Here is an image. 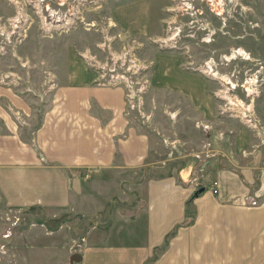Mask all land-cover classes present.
<instances>
[{"label":"crops","instance_id":"1","mask_svg":"<svg viewBox=\"0 0 264 264\" xmlns=\"http://www.w3.org/2000/svg\"><path fill=\"white\" fill-rule=\"evenodd\" d=\"M126 5L118 20L135 31L146 12L137 3ZM80 63L70 59L69 68L54 75L47 111L34 112L27 96L0 81V209L30 211L43 222L77 216L98 218L99 226L111 223L102 235L100 230L86 231L76 251L81 259L70 264H264V143L257 149L256 138L246 128L230 135L213 128L205 132L195 124L213 151L196 167L210 184L218 182V192L213 194L209 184L196 196L189 179L194 166L188 162L148 177L154 134L125 116L121 85L98 83L93 70ZM187 74L172 67L161 85L187 97L200 121L211 126L215 107L208 89L202 78L200 91L188 85ZM12 108L28 116L25 126L15 124ZM181 110L176 108L155 128L171 132L175 122L184 124ZM247 148L248 154L242 155ZM78 169H92V175L77 178ZM128 185L132 192L140 188L143 196L137 206L132 204V212L127 202L121 208L110 205L113 196L126 200ZM250 196L259 200V207H241ZM187 205L192 220L186 217ZM111 214L113 220L106 217ZM174 229L164 250H158Z\"/></svg>","mask_w":264,"mask_h":264},{"label":"rangeland","instance_id":"2","mask_svg":"<svg viewBox=\"0 0 264 264\" xmlns=\"http://www.w3.org/2000/svg\"><path fill=\"white\" fill-rule=\"evenodd\" d=\"M53 1L44 0L42 5H37L39 19L24 0H0V81L14 93L27 96L34 112L42 108L47 111L52 101V79L59 70L69 68L70 59L93 70L96 81L106 82L109 76L101 78L99 68L111 67L112 55L117 57L129 51L136 67L133 72L125 71L132 94H128L126 86L125 90L127 99L133 95L135 105L141 100L142 114L127 109L125 116L148 135L154 134L149 142L148 177L162 176L169 167L174 171L188 162L194 166L189 179L196 185L195 193L198 187L204 190L210 184L203 169L196 167L210 156L204 154L207 150L202 145L207 140L195 124L208 123L200 121L198 111L187 97L161 85L165 73L172 67L188 73L187 84L194 85L198 91L203 79L215 107L214 120L209 122L213 129L232 135L246 128L256 138L257 149L264 143V0H86L78 4L75 28L62 33L46 30L40 21L43 20L42 6L54 5ZM64 2L63 7L67 9L69 0ZM130 2L137 3L146 12L141 27L135 31L131 30L132 26L128 30L118 20ZM193 79H198L200 84ZM122 82L123 79L117 83ZM231 100L233 104L229 103ZM236 101L243 107L234 104ZM245 106L251 110L245 111ZM176 108L182 109L184 127L182 123L177 125V121L171 132L159 126L155 128L156 122L166 123ZM12 109L15 124L25 126L28 116ZM171 135L172 138L168 137ZM243 151L248 154L249 150ZM87 171L78 169L75 177L87 180L92 175L89 173L83 178ZM126 188V200L113 196L110 205L121 208L127 202L132 212V204L137 206L143 196L139 195L140 188L135 187L133 192L130 185ZM259 206V200L250 196L241 207ZM9 210L8 207L0 209V264H70L69 257L81 249L86 231L100 230L102 235L111 224L99 226L102 222L98 218L86 220L77 216L59 223L55 216L43 222L20 208L13 209L19 212L10 218L6 215ZM106 217L113 220L114 216Z\"/></svg>","mask_w":264,"mask_h":264},{"label":"built area","instance_id":"3","mask_svg":"<svg viewBox=\"0 0 264 264\" xmlns=\"http://www.w3.org/2000/svg\"><path fill=\"white\" fill-rule=\"evenodd\" d=\"M42 1H44V0H24V4L33 8L34 13L37 15L36 7L38 4L42 5ZM82 1H83V3H80L76 0V11L78 10V4L86 3V0H82ZM46 4H48V3H46ZM42 8H43L42 12L45 11L48 17L52 18L54 15L53 18H55L56 21L53 23H49V22H46V18L42 14L44 23H48V24H50V26H53L55 28L53 30H56L59 27V25H61V28H63V29H65L69 26L70 21L68 19L69 17H67L66 14L65 15H63V14L62 15H57V14L55 15L54 12L51 13L53 10L49 7V5H45L44 7L42 6ZM9 23L11 24L10 20H9ZM111 26L113 28L114 25H111ZM13 27L17 28L16 25H14ZM6 36L8 37L9 34H6ZM110 40L111 39L108 38V41H110ZM109 49L110 48H108V50ZM128 52L129 51H123L117 57H113V55H112L110 58V60L113 62L112 66L110 67V66L106 65V66H101L99 68V71L101 72L100 77L104 78L105 76H109V80L106 82H104V81H101V82L97 81V82L100 84H110V85H118V86L121 85L122 88L124 89V93H125L124 94L125 103L126 102L128 103V105L126 104V109H128L129 112L130 111H137L136 113L139 114L140 113V111H139L140 107L142 106L141 100L139 99L135 105L134 103H132L133 95L131 97H128L129 99H127V94H126V90H125V86H126V87H128L127 89H129L128 94L129 95L132 94V88H130V86H129V85H131V82H129L127 80V78H125L126 77L125 71L133 72V69L136 67L135 58L132 55H129ZM125 65H126V67H125ZM105 67L107 68L106 70L104 69ZM122 79H123L122 84L117 83V82L121 81ZM141 114L142 113H140V115ZM197 126L200 127L201 129H203L205 132L210 131L212 128L209 124H197ZM210 143H211L210 141H207V142L203 143V145H202L203 149L207 150V152L204 153V154H206V156H212V153H213ZM246 154L247 153H245V151L242 152V155L245 156ZM76 173H77V170L74 171V176L76 175ZM89 173H91V170H88L86 173H84L85 176L83 178H87ZM218 186L219 185H218L217 181L211 182V188L210 189L212 190L213 194H216L218 192V190H217ZM16 212H19V211L10 209L6 215H8L11 218V214H15ZM10 218L8 220H10Z\"/></svg>","mask_w":264,"mask_h":264},{"label":"flooded vegetation","instance_id":"4","mask_svg":"<svg viewBox=\"0 0 264 264\" xmlns=\"http://www.w3.org/2000/svg\"><path fill=\"white\" fill-rule=\"evenodd\" d=\"M65 0H55L53 1V4L54 5H51V3H48V4H45V5H49V7L53 10L54 14L56 15H65L67 17H69V21H70V24L67 28L63 29L61 28V25H59V27L56 29V31L62 33V32H68L69 30L75 28V25H76V20L78 19V15H77V11H76V0H69V9H65L63 7V5L65 4L64 2ZM44 5V6H45ZM43 16L46 18V22H49V23H53L55 22L56 20L54 18H49L46 14V12H42ZM39 17V16H37ZM40 19V18H39ZM26 37V35H25ZM87 51V50H86Z\"/></svg>","mask_w":264,"mask_h":264},{"label":"bare ground","instance_id":"5","mask_svg":"<svg viewBox=\"0 0 264 264\" xmlns=\"http://www.w3.org/2000/svg\"><path fill=\"white\" fill-rule=\"evenodd\" d=\"M42 10H43V9L40 10V15L42 14V13H41ZM51 13H53V11H52ZM41 16H42V15H41ZM53 17H54V15H53ZM53 17H52V18H53ZM19 18H20V17H19ZM39 18H40V17H39ZM49 18H51V17H49ZM37 19H38V18H37ZM41 19H42V18H41ZM54 19H55V18H54ZM15 20H17V19H15ZM40 21L43 22V28H45L46 30L55 29L53 26H50V24H48V23H44V20H40ZM40 25H41V24H40ZM234 53H236V52H234ZM207 67H209V66H207ZM207 67H206V68H207ZM208 71H209V70H208ZM224 98L227 99V100H229L228 96H225V95H224ZM229 101H230V100H229ZM229 103L233 104L232 100H231V102H229ZM234 104H236L238 107H243L242 104H241L240 102H237V101H236V103H234ZM244 110H245V111H250L251 109H250L249 106H248V107L245 106ZM242 115H243V114H242ZM245 115H246V113H245Z\"/></svg>","mask_w":264,"mask_h":264},{"label":"trees","instance_id":"6","mask_svg":"<svg viewBox=\"0 0 264 264\" xmlns=\"http://www.w3.org/2000/svg\"><path fill=\"white\" fill-rule=\"evenodd\" d=\"M199 188H200V187H198V189H199ZM194 194H195V193H194ZM189 201H190V200H189ZM189 201H188V202H189ZM187 216H188V217H191V220H192V216L190 215V213H189V211L187 210V207H186V217H187ZM189 223H190V221L185 222L184 225H188ZM179 226H181V225L176 226V229H177ZM176 229L172 230L171 233H169V234L165 237L162 246H161L160 248H158V250H160V251L164 250L165 246H166L167 243H168V238L171 237V236H173V235L175 234ZM156 250H157V249H156Z\"/></svg>","mask_w":264,"mask_h":264},{"label":"water","instance_id":"7","mask_svg":"<svg viewBox=\"0 0 264 264\" xmlns=\"http://www.w3.org/2000/svg\"><path fill=\"white\" fill-rule=\"evenodd\" d=\"M202 191H203V189L198 190V192H196L195 195H197L199 192H202ZM80 259H81V256H80V254H78V253H74V254H72V255L69 257V261H70V263L79 262Z\"/></svg>","mask_w":264,"mask_h":264}]
</instances>
